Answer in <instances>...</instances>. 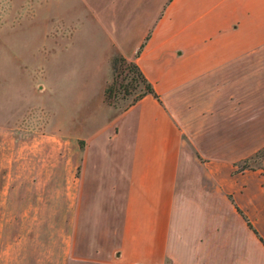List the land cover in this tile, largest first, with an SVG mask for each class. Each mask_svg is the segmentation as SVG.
<instances>
[{
	"label": "crops",
	"instance_id": "obj_1",
	"mask_svg": "<svg viewBox=\"0 0 264 264\" xmlns=\"http://www.w3.org/2000/svg\"><path fill=\"white\" fill-rule=\"evenodd\" d=\"M115 51L159 98L55 129L81 145L61 234L13 237L9 264H264V165L234 171L264 145V0H162L109 73Z\"/></svg>",
	"mask_w": 264,
	"mask_h": 264
},
{
	"label": "rangeland",
	"instance_id": "obj_2",
	"mask_svg": "<svg viewBox=\"0 0 264 264\" xmlns=\"http://www.w3.org/2000/svg\"><path fill=\"white\" fill-rule=\"evenodd\" d=\"M161 1L0 0L1 262L11 263L15 236L61 234L55 200L77 175L81 145L55 129L73 135L103 114L109 38L135 31ZM115 75L110 104L121 109L140 84L126 69ZM247 157L246 169L263 167L261 156Z\"/></svg>",
	"mask_w": 264,
	"mask_h": 264
},
{
	"label": "trees",
	"instance_id": "obj_3",
	"mask_svg": "<svg viewBox=\"0 0 264 264\" xmlns=\"http://www.w3.org/2000/svg\"><path fill=\"white\" fill-rule=\"evenodd\" d=\"M142 44H141V46H142ZM141 46H140V48H141ZM110 66H111V70H112V74H113V79L111 82L107 81L104 85V88H103L104 99L107 102L111 103V98H112L113 92L116 90L115 86L113 85L114 80H115V76H116L115 74L120 72L121 70H125V69H126V72L132 73L131 78H130L131 82L134 81L135 85L140 84L139 92L137 93V95H135L129 101V103L126 106L132 104L138 98H140L142 95H144L146 93H151L154 96H156L157 98H159L157 92L153 88L152 83L146 78V76L142 72L141 68L139 67V65L134 60H129L125 56H123L120 52L115 51L111 56ZM128 85H129L128 83H125V84L119 83L118 86L119 87L121 86L124 90H127ZM253 155H255V157L261 156L262 158H264V145L262 147H260L259 149H257L253 153ZM247 158H249V157L244 158L243 162L241 164L235 163L236 166H235L234 171H243L246 168H252V166L250 164L246 163L248 160ZM236 207L239 210V212L243 215V217L246 219L249 226L252 227V224L248 220L245 213L238 206H236Z\"/></svg>",
	"mask_w": 264,
	"mask_h": 264
}]
</instances>
